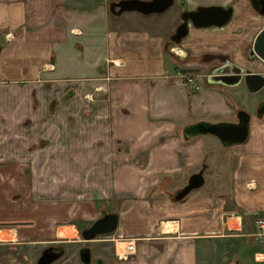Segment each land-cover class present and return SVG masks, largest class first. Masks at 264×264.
<instances>
[{
    "label": "crops",
    "instance_id": "0c3cea01",
    "mask_svg": "<svg viewBox=\"0 0 264 264\" xmlns=\"http://www.w3.org/2000/svg\"><path fill=\"white\" fill-rule=\"evenodd\" d=\"M113 1L0 0V264H36L116 200L114 234L135 241L124 264H264L255 223L264 220V116L250 115L264 99L245 107L243 82L219 84L210 71L185 82L165 49L178 18L165 31L152 14L109 20ZM186 37L184 57L208 70L204 57L222 54L264 74L237 50L232 59V43L216 32L189 26ZM239 110L250 115L243 143L183 136L198 121L236 122ZM201 168L203 185L175 201ZM166 177L170 201L159 191ZM229 211L242 217L240 230H230Z\"/></svg>",
    "mask_w": 264,
    "mask_h": 264
},
{
    "label": "water",
    "instance_id": "95a60500",
    "mask_svg": "<svg viewBox=\"0 0 264 264\" xmlns=\"http://www.w3.org/2000/svg\"><path fill=\"white\" fill-rule=\"evenodd\" d=\"M174 0H119L109 3L108 11L114 16H120L125 12H137L142 15L160 14L167 10ZM253 5L254 2L252 1ZM264 14V9L260 11ZM233 16V7H223L220 5L198 6L195 10H184L180 14L181 23L171 35L174 43H179L188 34V22L195 28H222ZM258 58L264 62V28L255 35L252 47L249 50V59ZM228 63V62H226ZM215 67L209 72V79L223 85H237L243 82L250 93H256L264 88V75L252 72L248 68L239 67L231 62ZM226 65H230L228 69ZM237 121H221L211 123L208 121H198L188 124L182 130L185 138L197 135H213L219 139L224 146L243 143L249 132L250 115L244 111H237ZM264 114V103H260L257 108V116L260 118ZM203 169L191 174L186 185H184L174 196L175 201L185 198L192 190L203 185ZM118 224L116 213H107L95 220L89 228L81 231L84 240L95 239L99 235L112 234ZM45 249L40 255L37 264H51L61 257L59 253H48ZM88 249L81 251L84 262L88 263Z\"/></svg>",
    "mask_w": 264,
    "mask_h": 264
},
{
    "label": "rangeland",
    "instance_id": "374dc122",
    "mask_svg": "<svg viewBox=\"0 0 264 264\" xmlns=\"http://www.w3.org/2000/svg\"><path fill=\"white\" fill-rule=\"evenodd\" d=\"M204 1L207 2V0H204ZM224 2H223L224 5H222L223 7L232 6L234 8V13H233V16L230 19L229 23H227V25L223 26L220 29L214 28V27L205 28V29H207L209 32H216V36L219 35L220 36L219 38L221 40L222 39L227 40V44L232 43L231 46H233L235 50L228 52L229 53L228 55H231L230 57L232 59H234L232 55L237 50L240 52V56H242L244 58V60L248 62L247 65H249V66L251 65L254 69H258V70L264 72V64L262 63L261 60H259V59L257 60V62H256L257 66H256L254 60L249 59V50L252 47L253 39H254L256 33L259 30H261L262 28H264V14L256 12L250 3V0H225ZM196 3H197L196 0H187L186 1L187 6L190 8H195L198 5V3L197 4ZM108 6H109V4H108ZM107 12H108L107 16H108L109 20L113 19L114 16L112 14H110L109 11H107ZM178 14H179V9L175 5H173L170 8H168L166 11H164L160 14H152L151 18H155L159 23H161L162 28L165 31V29L171 23H173L174 17L178 18L177 19L178 22L180 21ZM128 15H129V13L123 14V16H128ZM190 38L191 37L189 35L184 40L188 41ZM180 43H181V41L179 42V44L178 43L176 44V43H173L170 39H168L166 44H165V49L169 53L170 49L172 48V51L169 54H170V57L174 58L175 62L177 61L176 67L174 69L175 72H177L178 75H181V77L185 80V82L191 84V82H188V79L190 77L194 78L195 74H206L207 72H209V70L207 69V67H205V64L201 63V61L198 60L199 58L196 57L195 55L191 54L192 56L188 55L187 57H184V54H183L184 46H182ZM237 51H236V53H237ZM210 52H219V51L218 50H214V51L211 50ZM2 56H6V53L0 52V58ZM193 59H195V60H193ZM255 59H257V58H255ZM193 61H194V63L200 64V65H194V67H188L187 64H190ZM36 63L37 62H35V64ZM235 63H237V62L235 61ZM38 65H39V62H38ZM243 87H244V85H243ZM244 90L246 92L245 95L247 94L245 97L242 98V101H243V104L245 107H246V103L251 104L254 102V99L255 100L264 99V89L258 91L255 94L248 92V90L246 88ZM247 96H248V98H247ZM247 105H249V104H247ZM250 115L253 118L258 117L257 112L255 110H251ZM263 116H264V114H263ZM126 176H127V174L119 175V182H122V184L125 183L126 182V180H125ZM170 181H171V179L166 177L163 181H161V183H160L161 185L159 186V189H160L159 191H162V194H164L166 196V198L169 199V201L172 200L171 193L174 189L173 186L170 184V183H172ZM186 183H187V181L185 182L184 185H186ZM167 185H169V186L167 188H165ZM120 201L121 200H116L115 203L113 202L110 205L103 204L104 205L103 209L105 211L104 214L116 213L118 215L117 211H119V209L121 208V205H122V203ZM100 211L101 210L96 212V214L94 216H97L100 213ZM106 211H112V212H106ZM150 213H152V212H150ZM228 225H229V228H231L232 224L231 225L228 224ZM51 227L53 228V224L51 225ZM232 229H230V230L231 231H238L237 229H233V230ZM114 232L111 234V236H108V237L101 236V238H102L101 240H105L104 242L103 241L101 242V245H99V246L105 247V250L101 251L103 253L101 254L100 247H98V250H96V253L101 254L102 258L105 259V264H109V260L107 261V259L109 257L108 255L111 254L112 248L114 249L116 247L117 242H115V241L118 238H116V235L114 234ZM59 234L60 235H70L69 232H64L63 230H61L59 232ZM50 238L54 239V235H51ZM66 240L67 239H65V241ZM61 244L67 249L68 253L70 252L71 254L68 257L66 256L62 259H59L54 264H68V262H70V264H71V262L75 263V257H74L73 253H75V248H76L77 244L73 243V242H63ZM117 246L119 248H121L120 243L117 244ZM131 259H132V256L129 257L128 259L124 260L123 262L121 261L122 262L121 264L129 262ZM114 260H115V262H120L119 259L116 257V255H114Z\"/></svg>",
    "mask_w": 264,
    "mask_h": 264
},
{
    "label": "flooded vegetation",
    "instance_id": "af4514ba",
    "mask_svg": "<svg viewBox=\"0 0 264 264\" xmlns=\"http://www.w3.org/2000/svg\"><path fill=\"white\" fill-rule=\"evenodd\" d=\"M186 1L187 0H174L173 4L171 5V6L175 5L179 9V14H178L179 18H180L181 12L184 11L185 9L186 10H195L198 7V6H196L195 8H190V7L187 6ZM252 1L254 2L255 9H257L258 11H261V10L264 9V0H255V1L252 0ZM199 6H207V5H199ZM233 13H234V10H233ZM180 23H181V18H180V21L178 22V25ZM189 26H192L190 22H188V28H189ZM204 59H207L206 61L211 64V67L209 68V71H211L215 67L221 66V65L225 64L226 62H228V58L226 56L222 55V54H220V55H218V54H207L204 57ZM228 63H226V64H228ZM226 66H228V67H226L228 69L231 68L230 65H226ZM256 112H257V110H256ZM235 116L237 118V114H235ZM91 224L87 228H89L91 226ZM98 237L95 238V239H92V240H84L82 238L81 234H80V238L73 242V243H76L77 246L75 248V253H73L74 257H75V263L71 262V264H105V259H103L102 255H101L103 253L101 251H104L105 247L99 246V245H101V242L102 241L104 242L105 240H100ZM61 243H63V241L56 240V241L51 242L49 245H47L44 248V250L45 249H49L48 253H50V254H52V253L61 254V257H59L57 260L53 261L51 264H54L59 259H62L64 257H66V256L68 257L71 254L70 252L68 253L67 249ZM98 247H100L101 254L96 253V250H98ZM83 249H88V254H87L88 255L87 257H88V260H89L88 263L84 262L83 259H82L81 251ZM44 250H42V252ZM111 251L112 252H111L110 255H108L109 257L107 259V261L109 260V264H121L124 260H119L120 262H115V260H114V255H116L115 250L112 248ZM42 252H40V253L42 254ZM38 259L36 260V264L38 262ZM68 264H70V262H68Z\"/></svg>",
    "mask_w": 264,
    "mask_h": 264
},
{
    "label": "built area",
    "instance_id": "2783aa9c",
    "mask_svg": "<svg viewBox=\"0 0 264 264\" xmlns=\"http://www.w3.org/2000/svg\"><path fill=\"white\" fill-rule=\"evenodd\" d=\"M188 82H192L191 77L188 79ZM226 219L231 220L232 226L230 229L233 228V229L240 230L243 219L242 217H239V215H237L235 211H229L228 213H226ZM255 223L260 229H264L263 219H258L255 221ZM115 242H117L115 248H116V255L118 259L126 260L135 254V241L133 239L119 238V240L117 239ZM119 243H120L121 248L117 246V244Z\"/></svg>",
    "mask_w": 264,
    "mask_h": 264
},
{
    "label": "bare ground",
    "instance_id": "6f19581e",
    "mask_svg": "<svg viewBox=\"0 0 264 264\" xmlns=\"http://www.w3.org/2000/svg\"><path fill=\"white\" fill-rule=\"evenodd\" d=\"M70 236V235H69Z\"/></svg>",
    "mask_w": 264,
    "mask_h": 264
}]
</instances>
